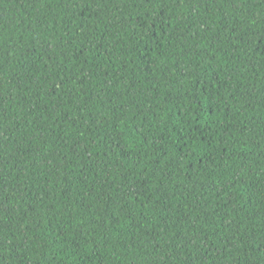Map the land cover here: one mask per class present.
I'll use <instances>...</instances> for the list:
<instances>
[{
	"label": "trees",
	"instance_id": "16d2710c",
	"mask_svg": "<svg viewBox=\"0 0 264 264\" xmlns=\"http://www.w3.org/2000/svg\"><path fill=\"white\" fill-rule=\"evenodd\" d=\"M0 264H264V0H0Z\"/></svg>",
	"mask_w": 264,
	"mask_h": 264
}]
</instances>
